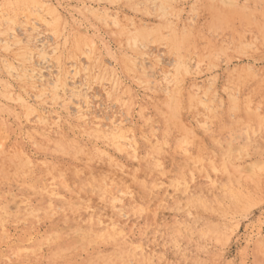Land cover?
Wrapping results in <instances>:
<instances>
[{"label": "rangeland", "instance_id": "1", "mask_svg": "<svg viewBox=\"0 0 264 264\" xmlns=\"http://www.w3.org/2000/svg\"><path fill=\"white\" fill-rule=\"evenodd\" d=\"M0 264H264V0H0Z\"/></svg>", "mask_w": 264, "mask_h": 264}, {"label": "bare ground", "instance_id": "2", "mask_svg": "<svg viewBox=\"0 0 264 264\" xmlns=\"http://www.w3.org/2000/svg\"><path fill=\"white\" fill-rule=\"evenodd\" d=\"M191 91V90H190ZM143 160V159H142ZM190 162V161H189ZM183 163V162H182ZM143 164H144V162H143ZM195 178V177H194ZM95 183V182H94ZM104 183V182H103ZM91 187V186H90ZM90 187H88L89 189H90ZM86 188V187H85ZM117 192V191H116ZM97 194V193H96ZM89 195V194H88ZM106 195H108L107 193H106ZM127 196V195H126ZM47 197V196H46ZM97 197V196H96ZM95 197V198H96ZM106 198V197H105ZM125 198V197H124ZM48 199V198H47ZM107 200V199H106ZM102 203H104V202H102ZM118 204V203H117ZM108 206V205H107ZM108 209H109V207H107ZM113 216V215H112ZM99 217V216H98ZM191 218V217H190ZM94 219V218H93ZM90 222V221H89ZM93 222V221H92ZM95 223H96V221H95ZM111 223V222H110ZM92 224V223H91ZM99 224V223H98ZM84 225V224H83ZM115 226V225H114ZM110 228V227H109ZM111 229V228H110ZM91 233V232H90ZM93 234V233H92ZM118 253V252H117ZM116 253V254H117Z\"/></svg>", "mask_w": 264, "mask_h": 264}]
</instances>
